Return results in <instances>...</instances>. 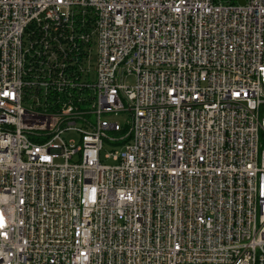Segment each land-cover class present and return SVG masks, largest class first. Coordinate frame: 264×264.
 Returning <instances> with one entry per match:
<instances>
[{
  "label": "built area",
  "instance_id": "built-area-1",
  "mask_svg": "<svg viewBox=\"0 0 264 264\" xmlns=\"http://www.w3.org/2000/svg\"><path fill=\"white\" fill-rule=\"evenodd\" d=\"M0 264H264V0H0Z\"/></svg>",
  "mask_w": 264,
  "mask_h": 264
},
{
  "label": "rangeland",
  "instance_id": "rangeland-1",
  "mask_svg": "<svg viewBox=\"0 0 264 264\" xmlns=\"http://www.w3.org/2000/svg\"><path fill=\"white\" fill-rule=\"evenodd\" d=\"M125 82L129 85L134 83V77H128L125 79ZM120 121L121 125H124L126 122V118L125 117H120L118 119ZM67 140H77V136L74 134H69L66 136ZM120 147L119 146H111L109 144L105 143L104 149L102 150L101 156H100V161L105 164V165H113L114 162L111 159H107L105 156L109 153H113L114 151L119 150Z\"/></svg>",
  "mask_w": 264,
  "mask_h": 264
},
{
  "label": "water",
  "instance_id": "water-1",
  "mask_svg": "<svg viewBox=\"0 0 264 264\" xmlns=\"http://www.w3.org/2000/svg\"><path fill=\"white\" fill-rule=\"evenodd\" d=\"M238 3L243 5L244 4V0H238Z\"/></svg>",
  "mask_w": 264,
  "mask_h": 264
}]
</instances>
